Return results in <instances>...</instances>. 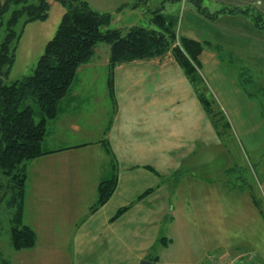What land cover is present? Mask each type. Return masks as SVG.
Listing matches in <instances>:
<instances>
[{"label":"crops","instance_id":"obj_1","mask_svg":"<svg viewBox=\"0 0 264 264\" xmlns=\"http://www.w3.org/2000/svg\"><path fill=\"white\" fill-rule=\"evenodd\" d=\"M188 1L179 17L178 3L146 0L152 9L163 2L166 13L180 18L179 37L204 43L199 55L204 74L211 79L214 73L222 74L223 67L228 66L224 62L227 57L232 67L240 65L235 58L242 56L264 66V31L255 27L250 16L225 10H251L252 5L264 13V0H202L210 13L225 10L214 20L201 15ZM86 3L95 5L93 0ZM105 9L95 11L110 14ZM94 50L90 60L76 70L57 105L56 117L47 122L41 142L47 154L27 162L30 165L26 163L25 201L31 192L32 170L37 166L33 163H40L39 186L47 188L51 183V188L58 191L44 198L54 208L49 214L38 213L35 224L26 221L35 231V245L18 251L11 247L13 258L23 255L28 264H139L144 259L158 264L157 254L173 243V236L165 235L176 222L172 207L188 203L195 206V211L202 210L201 204L209 202L202 200L204 193L218 184L217 178L209 181V171H217L220 176L225 169L222 162L216 167L222 160V148H226L221 136L225 123H218L217 128L213 125L183 69L170 54L115 65L112 98L109 47L101 43ZM240 70L245 69L235 70L227 88L217 84L215 90L227 106L228 127L236 134L247 135L255 124L245 123L248 114L235 111L229 104L232 98L254 100L263 89L247 90L249 83H243H259L264 77H240ZM97 125L102 129L97 130ZM208 149L212 150L209 156ZM214 156L218 158L214 160ZM113 164L117 187L92 213L97 185L110 176ZM57 178L61 181L56 183ZM121 207L127 210L114 217ZM41 234L45 240L40 243ZM38 249L47 253L39 254ZM42 254L45 257H38ZM15 264H19L17 259Z\"/></svg>","mask_w":264,"mask_h":264},{"label":"trees","instance_id":"obj_2","mask_svg":"<svg viewBox=\"0 0 264 264\" xmlns=\"http://www.w3.org/2000/svg\"><path fill=\"white\" fill-rule=\"evenodd\" d=\"M61 1L67 8L54 37L45 44L43 54L36 62L32 74L5 84L4 79L15 57V25L20 18L25 22L43 18L48 4L44 0H0V19L10 10L11 5L14 7L5 26L7 33L0 42V200L6 202L12 214L9 219V236L11 247L16 251L30 249L36 242L33 228L23 224L26 163L47 154L42 150L41 144L46 134L47 122L56 117L57 105L67 93L76 70L90 60L97 44L103 43L109 47L108 84L112 98V70L115 65L136 59H158L170 54L180 69H183L213 125L217 128L218 123L224 121L221 113L212 108L213 102L208 88L199 74V55L204 43L179 37L176 34L179 18L175 14L166 13L163 2L152 9L146 0L134 1V8L142 5L144 9L142 14L146 27L134 25L109 28L110 14L96 12L83 0ZM169 1L179 3V0ZM190 1L196 11L209 20H214L225 10L231 14L243 13L250 16L255 27L264 31L261 14H255L248 8H225L224 11L210 13L206 11L202 0ZM262 96L264 98V92ZM28 97L36 102V113L30 106L21 107ZM116 182V166L113 164L110 176L97 185V200L90 207L92 213L108 201L117 187ZM125 210L127 207L119 208L114 217L120 216ZM162 240L164 238L159 241ZM0 264H10L1 252Z\"/></svg>","mask_w":264,"mask_h":264},{"label":"rangeland","instance_id":"obj_3","mask_svg":"<svg viewBox=\"0 0 264 264\" xmlns=\"http://www.w3.org/2000/svg\"><path fill=\"white\" fill-rule=\"evenodd\" d=\"M44 1L48 4V8L43 18L28 22L20 18L14 27L17 33L15 57L12 67L4 79L5 84L21 79L24 75L32 74L33 69L36 67V62L43 54L45 44L55 35L67 6L61 0ZM83 1L87 2V0ZM133 1L135 0H93L95 5L92 3L87 5H90L94 10L102 11L104 7L106 11L109 9L108 12L111 11L109 12L111 15V27L123 28L131 25L146 27L145 18L140 14L144 10L143 7L141 5L139 9L134 8ZM88 2H92V0H88ZM206 3L208 2L206 1ZM178 4L179 10L177 13L181 17L182 11H184L188 2L183 3L179 0ZM251 7L250 9L255 14L256 12L260 13L264 19V13L256 11L258 9H253L252 5ZM12 9H14L13 5L0 19V42L7 33L5 26ZM179 23L180 18L177 22L176 34ZM229 58H224V62L228 66L223 67L222 74L214 73L212 74V79L206 73L204 74L199 67L200 77L206 84L213 102L212 108L217 109L224 119V121H220V125L225 123L221 130V136L222 144L226 148H222V160L218 164L216 163V167L222 162L225 169L220 176L216 175L217 171H209V181H215L212 179L217 178L216 182L218 184L211 187L208 193H204L202 200L209 202L201 204L202 210L195 211V206L188 203L176 204V206L172 207L171 212L176 222L170 230L166 229L165 235L169 238L173 236V243L167 250L161 251L160 255L157 254L159 256L158 264H211L209 257L220 255L239 263L243 262L247 255H254L261 264H264V117L262 116L264 115V98L262 96L264 79L259 83H256L258 80L254 83L253 81L243 83L245 86L249 83L246 86L247 90L263 89L260 91L261 93L256 94L254 100L250 102L241 98L236 100L232 98L233 103L229 104L235 108V111L248 114L249 119L247 118L245 123L255 124L253 132L247 135H240L239 131L236 134L232 128L228 127L227 106L222 104L215 90L217 84L227 88L232 81L230 79L231 75L239 67L245 69L239 71L240 77L261 80L264 77V66H260L259 64L261 63L256 62V60L254 62L252 59H245L242 56L241 58H235L241 62L240 65L232 67ZM256 63L259 64L256 65ZM24 106H30L35 113L38 111V106L32 97L26 98L21 107ZM96 129L101 130L102 125H97ZM209 153H212L211 149H208V156L210 155ZM217 158L218 156L213 157L214 160ZM214 160L209 161V163ZM38 164L40 163L32 164L37 165L33 168L31 177V184L33 185L34 183V189L31 185L28 200L25 201L24 198L26 205L23 210V224H26V221L35 224L38 213L43 212L46 215L54 209L53 207L51 208L52 204L50 205V202L44 198L48 197L47 195L50 193L54 191L57 193L58 191L51 188V183L47 188L46 186H39ZM27 165L30 164L27 163ZM72 173L74 172H69V174ZM58 178L55 181L56 183L61 181ZM1 194L0 191V196ZM54 203L59 206L58 201H54ZM11 216L12 214L6 206V202L0 200V251L6 259H9L12 255L11 264H15L16 259L19 264H28L23 259V255L13 258L14 250L10 246L11 237L9 236V219ZM43 237L44 235L41 234L40 243L45 240ZM45 252V250L44 252L37 250L39 254ZM38 257L42 258L45 255H38Z\"/></svg>","mask_w":264,"mask_h":264},{"label":"built area","instance_id":"obj_4","mask_svg":"<svg viewBox=\"0 0 264 264\" xmlns=\"http://www.w3.org/2000/svg\"><path fill=\"white\" fill-rule=\"evenodd\" d=\"M181 1L183 3L186 2L184 0H181ZM209 262H211V264H261L260 261L257 260L254 255H247L245 260H243V262H241V263L235 262L231 259H228V257H226V256H224V257L211 256V257H209Z\"/></svg>","mask_w":264,"mask_h":264},{"label":"water","instance_id":"obj_5","mask_svg":"<svg viewBox=\"0 0 264 264\" xmlns=\"http://www.w3.org/2000/svg\"><path fill=\"white\" fill-rule=\"evenodd\" d=\"M139 264H155V262L147 260V259H144Z\"/></svg>","mask_w":264,"mask_h":264}]
</instances>
